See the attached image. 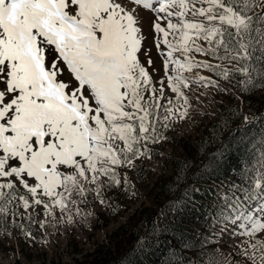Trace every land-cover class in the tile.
Masks as SVG:
<instances>
[{
  "label": "snow or ice",
  "instance_id": "snow-or-ice-1",
  "mask_svg": "<svg viewBox=\"0 0 264 264\" xmlns=\"http://www.w3.org/2000/svg\"><path fill=\"white\" fill-rule=\"evenodd\" d=\"M210 95L261 130L233 175L219 160L206 173L220 182L200 222L177 211L162 231L178 238L157 250L164 264H264V108H242L264 103V0H0V246L35 241L30 225L85 226L111 191L135 196L129 173L209 115Z\"/></svg>",
  "mask_w": 264,
  "mask_h": 264
},
{
  "label": "trees",
  "instance_id": "trees-1",
  "mask_svg": "<svg viewBox=\"0 0 264 264\" xmlns=\"http://www.w3.org/2000/svg\"><path fill=\"white\" fill-rule=\"evenodd\" d=\"M242 108L244 111L250 109V114L259 117V110L264 108V103L258 96L250 97ZM239 112L235 100H226L198 140H182L183 154L173 157L171 171L163 173L152 183V205L137 209L116 228L105 244L94 245V249L85 253L83 258H74L73 262L63 263L56 258L29 264H164L170 256L167 251L157 249L167 250L173 243L171 238H178L175 231H162L164 226L176 222L177 211L183 213L180 219L194 215L199 223L200 214L206 211L203 205L213 194L211 185L220 182L215 176L210 177L206 173H210L215 162L219 160L223 164L221 172L233 175L231 169L240 156L238 149L241 147V138L247 140L249 136L255 137L261 130L259 119L254 124H245ZM189 200L197 205L195 210L190 204L185 210L184 205ZM164 237L168 239L165 240ZM191 252L192 250H185V256H191ZM200 259L207 257H192L195 262Z\"/></svg>",
  "mask_w": 264,
  "mask_h": 264
},
{
  "label": "rangeland",
  "instance_id": "rangeland-1",
  "mask_svg": "<svg viewBox=\"0 0 264 264\" xmlns=\"http://www.w3.org/2000/svg\"><path fill=\"white\" fill-rule=\"evenodd\" d=\"M152 51L155 55V49ZM212 99L211 95L204 98L200 106L210 113L209 115L198 112L193 114V119L179 122L174 129L166 133L170 136L166 143L154 146L151 160L145 161L143 165L138 164L137 170L129 173L136 185L135 196L125 191L109 192L111 207H97L92 222L85 226L60 225L58 231L52 227L45 231L38 229L35 225H30L35 241L26 242L22 238L6 241L3 246H0L2 247L0 264H29L56 258L63 263L73 262L74 258H83L85 253L94 249V245H102L109 241L110 235L116 228L137 209L152 205L154 201L152 183L163 173L171 171L173 157L183 154L182 140L194 142L199 138L209 122L217 116L220 105L227 100L219 95L215 96V103L210 102ZM42 237L48 239V245L41 243Z\"/></svg>",
  "mask_w": 264,
  "mask_h": 264
},
{
  "label": "bare ground",
  "instance_id": "bare-ground-1",
  "mask_svg": "<svg viewBox=\"0 0 264 264\" xmlns=\"http://www.w3.org/2000/svg\"><path fill=\"white\" fill-rule=\"evenodd\" d=\"M204 128V127H203Z\"/></svg>",
  "mask_w": 264,
  "mask_h": 264
}]
</instances>
